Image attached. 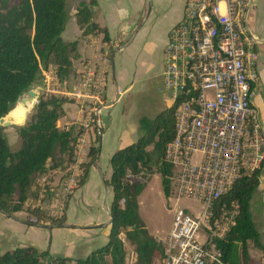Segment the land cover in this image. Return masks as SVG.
<instances>
[{
	"label": "built area",
	"instance_id": "built-area-1",
	"mask_svg": "<svg viewBox=\"0 0 264 264\" xmlns=\"http://www.w3.org/2000/svg\"><path fill=\"white\" fill-rule=\"evenodd\" d=\"M249 9V0H186L183 18L169 33L162 90L176 120L175 137L165 151L172 167L169 196L201 208L198 215L175 211L169 235L157 240L163 257L153 264H230L216 240L235 225L238 210L222 207L217 214L218 203L264 165V132L255 106L260 41L249 28ZM98 60L102 67L85 63L68 81H60L53 68L43 72V94L68 99L82 118L75 129H60L77 137L74 160L37 179L40 197L72 194L93 142L102 137L107 77L106 59ZM57 173L60 180L54 178ZM125 249L124 264H138L135 249Z\"/></svg>",
	"mask_w": 264,
	"mask_h": 264
},
{
	"label": "trees",
	"instance_id": "trees-1",
	"mask_svg": "<svg viewBox=\"0 0 264 264\" xmlns=\"http://www.w3.org/2000/svg\"><path fill=\"white\" fill-rule=\"evenodd\" d=\"M67 0H0V120L15 109L20 99L33 84L42 78L43 71L53 68L60 81L73 75L75 61L79 59V44L100 39L103 45L112 41L107 28L94 22L96 0H84L75 13L81 31V40L63 42L61 36L68 20ZM66 99L40 94L29 120L18 129L20 148L13 152L0 126V213L6 218L38 229H76L66 217V208L60 215H48L45 209L27 206L40 196L37 179L48 171L65 169L73 162L77 137L73 130L61 131L58 121L64 116ZM139 139L113 154L109 165L112 175L107 185L112 189L110 206V234L108 243L92 252L86 259L73 260L51 256L49 248L40 251L33 246L16 247L0 254V264H124L126 241L135 249L138 264H153L163 257L161 244L150 237L139 214L138 198L146 183L141 175L150 170L149 148L157 149L156 170L162 176L163 191L169 196L168 177L172 167L166 162L167 145L175 137L174 108H166L154 119L139 121ZM90 161L81 165L83 175L78 188L83 187L89 171L100 156V148L93 147ZM51 163H54L51 166ZM261 170L244 177L218 203L222 207H237L235 225L221 240H216L224 260L230 264H250L249 242L264 253L261 234L253 220L251 203L260 186ZM49 189V186L46 187ZM41 203V202H40ZM26 214L20 217L19 214Z\"/></svg>",
	"mask_w": 264,
	"mask_h": 264
},
{
	"label": "crops",
	"instance_id": "crops-1",
	"mask_svg": "<svg viewBox=\"0 0 264 264\" xmlns=\"http://www.w3.org/2000/svg\"><path fill=\"white\" fill-rule=\"evenodd\" d=\"M84 1V0H82ZM97 6L94 7L93 19L94 22L101 27L107 28L111 45H103L100 39H92L85 45L92 44L95 50V56L104 53L103 59L105 60L104 67L107 77V87L105 94L106 106L102 109V119L104 123V129L102 131V137L96 139L93 142L95 147L96 141L100 148V156L98 162L91 167L89 171V177L83 187L78 189L72 196L68 205H66V217L70 224L76 225V229H45L49 231L50 243L44 242L43 249L49 248L52 256L62 255L65 258L73 260L86 259L92 252L102 248L109 241L110 234V206L113 199L112 189L107 185L112 175V170L109 165L110 158L115 152L121 150L133 143H135L140 135L139 122L132 118V114L128 113L125 118L122 119L121 113L117 106L118 104L126 105L132 94L135 92L134 83L127 80V75L130 72V67L134 64V59H137V55L143 54L142 44L143 39H149L150 44L145 47L150 52H154L150 60L147 63L153 67L152 72H148L147 65L143 66L147 74V79H161L163 80L164 71V49L169 41V33L171 29L177 25L184 15V7L186 0H96ZM251 2L248 24L251 32L257 36L261 44H264V0H249ZM80 5V4H79ZM148 9V10H147ZM252 13V14H251ZM71 16H68L70 19ZM253 23L251 27L250 24ZM68 23V20H67ZM71 34L69 39H64V34L61 36L63 42L71 43L76 41L81 36V31L76 23L75 15L72 17ZM67 26V24H66ZM66 30V27H65ZM65 32V31H64ZM63 32V33H64ZM98 40V44L96 41ZM121 43H125L121 45ZM145 45V44H144ZM112 49V50H111ZM130 49V50H129ZM259 50V76H260V88L258 96L255 99V106L259 113V119L261 121L264 132V58L262 57V48ZM113 53L110 56V52ZM79 59L75 61L73 75L75 78L81 70L80 62L89 60L84 57L83 48L79 47ZM120 54V55H119ZM94 56V57H95ZM115 57V61L119 65V74L114 78V71L112 63L109 61ZM144 62V61H143ZM143 64V63H142ZM44 72V71H43ZM132 74V73H130ZM129 74V75H130ZM43 78H44V74ZM118 78V79H117ZM44 80V79H43ZM44 82V81H43ZM43 93V86L40 89ZM27 104L20 108H26ZM14 111V110H13ZM64 116L62 118L67 119V123H57V127L60 130L61 127H69L75 129V122H79L82 118L77 107L72 103H67L63 108ZM12 113V112H11ZM10 113V114H11ZM104 152L103 162L101 161V153ZM89 162L86 161V163ZM54 163H51V166ZM85 164V163H84ZM61 169L52 170L59 171ZM98 177V178H97ZM96 178V180H95ZM92 181L101 184L104 189L105 195L102 192H95L93 197L96 203L103 200L104 212L107 215H90L88 212H83V218L86 217L84 222L72 223L69 219V212L74 211L73 207L69 211L72 200L78 197V193L83 188L91 186ZM95 184V183H94ZM78 199V198H77ZM258 200L264 209V165L261 169L260 186L257 190L252 203ZM105 202L109 211L105 208ZM77 203V202H76ZM251 203V206H252ZM82 205H85V201H82ZM252 213V212H251ZM253 216V214H252ZM258 227L255 222L259 233L264 234V217L261 216ZM82 218V219H83ZM254 220V218H253ZM11 221L19 226L18 229L23 230L26 233L29 230H37L38 228H28L23 224ZM16 222V223H15ZM109 224V228H104V225ZM43 230V229H38ZM74 230V231H73ZM74 232V233H71ZM47 237V235H43ZM44 237V239H45ZM105 238V240H104ZM106 241V242H105ZM31 242V241H30ZM263 242V240H262ZM106 243V244H105ZM264 244V242H263ZM1 245H8L7 241L2 240ZM42 245V244H41ZM12 250V249H9ZM8 251V250H7ZM6 252V251H4ZM3 251L0 254L4 253Z\"/></svg>",
	"mask_w": 264,
	"mask_h": 264
},
{
	"label": "rangeland",
	"instance_id": "rangeland-1",
	"mask_svg": "<svg viewBox=\"0 0 264 264\" xmlns=\"http://www.w3.org/2000/svg\"><path fill=\"white\" fill-rule=\"evenodd\" d=\"M10 2L12 5H14L18 2V0H10ZM81 2L82 0H67L66 3V9L68 14L67 16H71V18L69 17L70 19H68L66 30L63 33L64 35L62 34L64 36V39L70 38L68 34H71V27L74 25L72 24V17L75 15L76 10ZM250 26L251 27L253 26L252 22ZM78 39L81 40L80 37ZM94 41H96V44L99 45L98 40H94ZM124 44L125 43H121V45ZM149 44H150L149 39L144 38L143 44L141 46L142 49L144 50L143 54L137 55V59H134V64L132 67H130V72L127 75V80L129 81L130 79L131 82L134 83V88L136 90L130 97L129 101H127L126 105L123 106L121 104H118L117 106V109L121 113H123V115H121L122 119H124L125 115H127L128 113L132 114V118L138 122L142 118L154 119L157 115L162 113L168 107V105L164 101L163 92H162L164 88L163 80L162 82L161 79L148 80L145 69H143V66L147 65V70L149 73L154 70V66L151 67L147 63V61H149L151 56H153L154 54V52L153 53L152 51L150 52L149 49L146 50L145 47H147ZM79 47L83 48L84 57L89 59L80 62L81 66L85 63L88 64L91 63L92 66L95 65H98L100 67L103 66V62L101 60H98V57L103 58L104 53L102 54L98 53V55L95 56V50L92 44L85 45L83 40L80 41ZM258 47H260V49L262 48L261 53H262V57L264 58V44L259 43ZM109 52H110V56H112L113 53H111V51ZM110 62L111 60L109 61V63ZM106 65L107 64H105V67ZM118 67L119 65L114 60V67L112 66L114 71L113 74L114 78H116L117 75L120 73ZM43 79L44 78L42 75V78L36 81L33 84L32 89L30 90L36 93L37 98L36 100H34L35 105L30 104L31 101H28L29 98L27 94H25L17 103L14 111H12V113L9 116H7L8 118L7 117L5 118L3 124H0L5 134V137L11 147V150L13 152H17L20 148L18 129L29 120L31 114L34 112L35 107L38 103V97L40 94H42V91L39 89L41 86H43V81H44ZM22 100H26L25 103H23ZM66 100L68 101V103L70 102L68 99ZM26 104H27L26 108H23V110L20 109L24 107ZM66 121H67L66 118H61L59 120V123L65 124L67 123ZM139 129H140V125H139ZM149 152H150V170L145 171L141 175V178H143V182L146 183V187L142 192V194L140 195V197L138 198L139 214L142 221L145 224V227L150 237L157 240H165L172 229L174 213L177 209H188L192 214L198 215V213L200 212L201 205L195 201H191L188 199L178 200L175 197L165 196L162 185V176L156 170L157 158H158L156 147L152 145L149 148ZM104 155L105 153L102 152L101 153L102 162L104 159ZM88 160L90 161V156L87 158V161ZM65 166H67V164H65ZM61 177L62 175L57 173V175L54 178L60 180ZM54 178L51 181H55ZM90 185L91 186H88V188H83L82 190H80V192L77 194L78 199L74 198L72 200V205H70L69 208V211L72 209V207L74 209V211L69 212V216H70L69 220L72 223L84 222V220L86 219V217L83 218V214L86 215L85 213H83L84 211L88 212L87 214L90 215H97V214L104 216L106 215L104 212L103 200L96 203L93 197L95 192L98 191L102 192V190H103V195H105L104 189H102L100 183L97 184V182L95 181L94 182L92 181ZM65 201H66V197L45 195L44 197L39 196L38 199L37 198L31 199L27 206L39 207L41 209H45L48 215H52V214L60 215L61 213H63L65 209V203H64ZM82 201H85V205L80 206L82 204ZM251 212L253 214L254 221L257 223L258 227L260 228L259 221L262 218L261 216L264 217V209L262 208L260 201L255 200L252 203ZM19 215L20 217H25L26 214L22 213ZM108 226L109 224H106L104 225V228H107ZM18 227L19 226L15 225L11 221V219L6 218L3 214L0 213V252L7 251L9 249H15L16 247H27V246H33L39 249L40 251H46L48 249L47 247L43 249L44 246L43 244L44 242L45 243L47 242V244L50 243V239L48 236L50 233L49 231L45 229L29 230L25 236V233H23L24 231L18 229ZM43 235H47V237ZM120 238L124 242L125 248L130 246V243L126 241L124 235H122ZM2 240L7 241L8 245H1ZM262 240L264 242V234H262ZM249 253L251 256L250 264H264L263 251H261L258 248H255L252 242H249ZM58 257H63V256L60 255ZM107 260L108 263L111 264V259L109 257H107Z\"/></svg>",
	"mask_w": 264,
	"mask_h": 264
},
{
	"label": "water",
	"instance_id": "water-1",
	"mask_svg": "<svg viewBox=\"0 0 264 264\" xmlns=\"http://www.w3.org/2000/svg\"><path fill=\"white\" fill-rule=\"evenodd\" d=\"M250 6H251V2L249 1V8H250ZM114 60H115V57H112V59H111V63H112V66H113V67H114ZM27 96H28V98H29L28 101H34V100H36V98H37L36 93H35V92H32V91H29V92L27 93ZM22 101H23V103H25L26 100H22ZM4 121H5V118L1 119V120H0V124H3ZM106 205H107V204H106V202H105V208L109 211V209L107 208ZM109 215H110V213H109ZM111 221H112V220H111Z\"/></svg>",
	"mask_w": 264,
	"mask_h": 264
},
{
	"label": "bare ground",
	"instance_id": "bare-ground-1",
	"mask_svg": "<svg viewBox=\"0 0 264 264\" xmlns=\"http://www.w3.org/2000/svg\"><path fill=\"white\" fill-rule=\"evenodd\" d=\"M30 104H33V105H35V102L34 101H31V103ZM8 118V117H7Z\"/></svg>",
	"mask_w": 264,
	"mask_h": 264
},
{
	"label": "flooded vegetation",
	"instance_id": "flooded-vegetation-1",
	"mask_svg": "<svg viewBox=\"0 0 264 264\" xmlns=\"http://www.w3.org/2000/svg\"><path fill=\"white\" fill-rule=\"evenodd\" d=\"M249 12H250V9H249ZM248 19H249V17H248Z\"/></svg>",
	"mask_w": 264,
	"mask_h": 264
}]
</instances>
